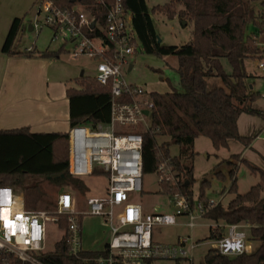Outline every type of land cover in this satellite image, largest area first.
I'll use <instances>...</instances> for the list:
<instances>
[{"label": "trees", "instance_id": "1", "mask_svg": "<svg viewBox=\"0 0 264 264\" xmlns=\"http://www.w3.org/2000/svg\"><path fill=\"white\" fill-rule=\"evenodd\" d=\"M54 1L63 8L76 4L70 0ZM105 2V6H93L91 0L80 1L88 5L102 25H105L108 8L115 0ZM123 4L132 14L136 41L142 52L178 57V86L168 79L169 91L150 93L154 108L151 126L143 133V173L157 172V155L161 152L164 158H171L177 171V185L161 181L163 191L171 196L179 191L192 199L190 185L194 180L195 139L205 136L216 149L228 147L231 139L250 145L253 136L241 135L238 129L241 114L258 115L264 119V110L252 106L260 93L250 88V76L245 65L247 59L261 57L257 42L264 27V0H171L163 6L170 18L178 15L194 22L192 39L181 45L158 42L146 0H123ZM175 5L182 8L177 11ZM161 7L155 6L152 11H161ZM24 17L13 20L2 51L10 56L58 58L65 51L66 44L59 49L42 52L18 50L15 41L23 27ZM86 32L92 37H103L98 28L87 29ZM222 58L229 61L230 73L224 69ZM212 76L220 77L223 86L210 89L207 79ZM76 84L67 88L70 125H87L94 130L107 126L111 119V86L84 75L76 79ZM160 138L166 140L159 143ZM173 144L179 146V153L175 156L170 155ZM249 166L254 171L258 169L251 164ZM235 174L236 168L229 171V191L235 196L227 206L218 203L211 207L204 217L222 225L216 234L210 233L212 239L223 237L225 224H249L248 242L253 249L227 256L209 248L202 264H264V185L258 183L247 192L238 193ZM216 175L225 177L220 171ZM39 178L59 186H71L78 193L87 191L79 177L68 173V132H31L28 127L0 129V186L19 189L27 209L54 208L57 201L47 198ZM208 185V180L201 183L199 195V201L205 206L208 200L204 198V189ZM60 225L66 227L64 219ZM87 254L98 255L97 252ZM43 258L51 264L77 261L69 255L66 235L57 242L55 250Z\"/></svg>", "mask_w": 264, "mask_h": 264}, {"label": "built area", "instance_id": "2", "mask_svg": "<svg viewBox=\"0 0 264 264\" xmlns=\"http://www.w3.org/2000/svg\"><path fill=\"white\" fill-rule=\"evenodd\" d=\"M37 1L39 8L33 28L49 26L53 31L52 41L70 44L68 51L74 58L86 55L93 59L97 63L93 78L111 86L110 123L96 130L75 125L68 132V173L74 177L106 175L108 192L105 196L88 197L86 212L77 210V199L70 191L58 195L54 208L30 210L14 188L0 186V264H51L43 258L55 250L46 249L47 223L61 224L62 219L66 222L63 236H67L69 255L77 260L68 264H152L155 260L193 263L199 243L192 235L182 236L175 244H161L153 240V226L176 225L178 218L185 215L188 221L184 225L193 229L218 203L208 202L205 206L177 191L172 195L175 214L144 216L141 204L130 199L132 193L142 191L143 133L151 126L154 108L150 93L124 76V70L130 67L132 56L138 50L131 12L123 0H115L108 8L105 25L98 26L99 20L88 5L63 8L54 0ZM91 1L93 6L106 5L105 0ZM41 14H44L43 25L38 19ZM92 22H95L93 27ZM94 28L101 30L103 37L87 34V29ZM260 35L264 37V27ZM257 45L261 50L258 67L264 71V41L258 40ZM261 96L264 98V93ZM157 158L159 182L177 185V171L171 158H164L161 152ZM82 215L101 217L108 225L111 233L102 247L95 250L84 247ZM5 220L14 227H6ZM221 226L209 225L210 233L216 234ZM223 227L225 234L213 239L210 248L227 256L252 251L253 246L248 242L249 224Z\"/></svg>", "mask_w": 264, "mask_h": 264}, {"label": "rangeland", "instance_id": "3", "mask_svg": "<svg viewBox=\"0 0 264 264\" xmlns=\"http://www.w3.org/2000/svg\"><path fill=\"white\" fill-rule=\"evenodd\" d=\"M150 9V14L154 22L155 29L161 42L166 45H181L189 42L193 36L194 22L191 20L181 19L178 15L170 18L163 6L171 3V0H146ZM78 6L83 8V4L77 2ZM162 6L161 11L153 12L152 8ZM39 2L36 0L33 7L24 17L23 27L15 41V46L18 49L25 50L26 47H32L37 52L38 48L50 46V49L56 50L63 45L62 41H52V29L43 25L42 21L44 14L38 16L41 28L29 30L30 25H34L37 19V11ZM182 6L175 5L178 11ZM98 26H101V21H98ZM252 27V26H251ZM259 42L264 41L263 35L258 37ZM71 45L65 46L58 58L52 59L56 62L57 69L62 68L64 71L71 65H77L75 77L78 79L84 71V75L93 74L97 63L89 56L81 55L77 58L71 56L68 50ZM133 66L130 69L124 70L125 78L137 85L143 86L149 93L165 92L170 87L166 78L173 84L178 86L179 76L176 71L178 65V57L157 56L155 54H146L139 48L132 56ZM259 57L250 58L245 61L246 69L249 74V85H252V90L259 92L260 96L255 99L252 106L256 109L264 110V98L261 96L264 93V71L258 67ZM222 64L226 72H231V65L226 58H222ZM74 79V77H73ZM75 80V79H74ZM210 89L223 86L222 79L218 76H212L207 79ZM143 127V126H142ZM264 127V119L261 116L243 113L238 122V129L241 135L253 136L252 145H245L243 142L231 139L229 146L216 149L212 141L205 136H198L194 142L195 156L193 158L194 180L190 185L193 192V199L199 200L201 183L208 180L210 185L205 186L204 198L208 202L221 203L224 206L230 202L235 196L234 192L229 191L231 179L229 171L236 168V185L238 193L247 192L252 186L261 183L264 185V141L256 140V136ZM263 134V133H261ZM164 138L159 139L161 143ZM250 143V144H251ZM179 153V146H170V155L175 156ZM235 155H239L235 156ZM242 157V158H241ZM245 159H244V158ZM244 159V160H242ZM246 160V161H245ZM188 163V162H187ZM249 164L257 167L254 171ZM222 172L225 177L216 175L217 172ZM87 187L85 193L76 192L71 186H59L48 179L39 178L42 188L47 193L49 200H56L58 194L62 191H70L76 195L77 210L86 212L89 210L87 204L88 197L105 196L108 192V179L106 175L79 177ZM160 177L157 172L143 173L142 176V191L134 192L130 195L131 201L141 204L144 216L152 214H175L176 206L172 196L163 191L160 184ZM69 182V180H67ZM172 184V182H166ZM16 191L23 195L19 189ZM262 194L264 195V189ZM45 209V208H42ZM82 237L85 248L95 250L103 246L110 235V229L104 219L97 216L82 215ZM188 221V217L183 215L178 218L176 225L156 224L153 226V240L161 244H175L182 236L192 235L199 243V246L194 251V260L191 263L189 260H155L152 264H202L205 259L207 250L211 247L213 239L209 237V225L215 224L214 221L202 217L198 220L199 226L191 229L184 225ZM47 239L46 249L53 251L57 242L63 236V228L59 222L50 221L47 223ZM257 244V243H255Z\"/></svg>", "mask_w": 264, "mask_h": 264}, {"label": "crops", "instance_id": "4", "mask_svg": "<svg viewBox=\"0 0 264 264\" xmlns=\"http://www.w3.org/2000/svg\"><path fill=\"white\" fill-rule=\"evenodd\" d=\"M35 2L0 0V129L28 127L31 132H69L71 125L67 88L77 85V65H71L64 71L62 68L57 69L52 59L47 61L39 56H10L2 51L13 20L26 16ZM31 48L26 47L25 50ZM46 49H50V46ZM45 50L44 47L37 49L38 52ZM132 59L128 69L133 66ZM256 140L264 141V127Z\"/></svg>", "mask_w": 264, "mask_h": 264}, {"label": "water", "instance_id": "5", "mask_svg": "<svg viewBox=\"0 0 264 264\" xmlns=\"http://www.w3.org/2000/svg\"><path fill=\"white\" fill-rule=\"evenodd\" d=\"M71 2H73V3H75V2H80V1H82V0H70ZM95 25V22H92V24H91V27H93ZM29 30L30 31H32L33 30V25H30L29 26ZM158 42L160 43L161 42V39H160V37L158 36ZM83 72L81 73V76H83ZM250 88H252V85H250ZM145 113L146 114H148V111L146 110L145 111Z\"/></svg>", "mask_w": 264, "mask_h": 264}, {"label": "snow or ice", "instance_id": "6", "mask_svg": "<svg viewBox=\"0 0 264 264\" xmlns=\"http://www.w3.org/2000/svg\"><path fill=\"white\" fill-rule=\"evenodd\" d=\"M5 226L6 227H14L9 221L5 220Z\"/></svg>", "mask_w": 264, "mask_h": 264}]
</instances>
